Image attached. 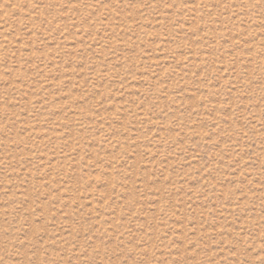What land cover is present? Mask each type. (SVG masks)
Instances as JSON below:
<instances>
[{
  "label": "rangeland",
  "instance_id": "obj_1",
  "mask_svg": "<svg viewBox=\"0 0 264 264\" xmlns=\"http://www.w3.org/2000/svg\"><path fill=\"white\" fill-rule=\"evenodd\" d=\"M0 264H264V0H0Z\"/></svg>",
  "mask_w": 264,
  "mask_h": 264
}]
</instances>
